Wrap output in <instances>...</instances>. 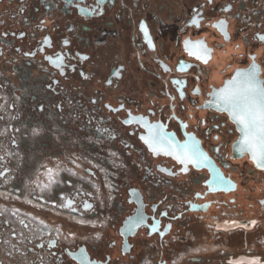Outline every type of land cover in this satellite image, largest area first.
<instances>
[{"label": "flooded vegetation", "instance_id": "1", "mask_svg": "<svg viewBox=\"0 0 264 264\" xmlns=\"http://www.w3.org/2000/svg\"><path fill=\"white\" fill-rule=\"evenodd\" d=\"M262 36L264 0H0V264H264V169L206 106L253 63L264 81Z\"/></svg>", "mask_w": 264, "mask_h": 264}, {"label": "snow or ice", "instance_id": "2", "mask_svg": "<svg viewBox=\"0 0 264 264\" xmlns=\"http://www.w3.org/2000/svg\"><path fill=\"white\" fill-rule=\"evenodd\" d=\"M220 26L223 27V23ZM142 30H144L143 26ZM225 39H227L226 34ZM260 40L264 41V36L260 37ZM185 47L190 56H194L205 65L208 63L210 52L203 44L186 41ZM174 83H179V81H174ZM210 95L213 99H210L206 106L215 103L217 110L227 112L229 118L237 126L240 137L236 150L241 155L248 154L257 168L264 169V81L260 79L258 66L253 63L250 68L238 71L222 89ZM183 126L187 127V125ZM159 129H162L161 125H148L150 135L145 142L149 144L154 153L163 152L164 155L173 156L180 164L185 165V171L188 164L197 168L209 167L214 176L207 182L210 191H215V186L218 184L227 183L224 177L214 170L210 158L199 149L198 144L187 141L184 144H176L171 139H166ZM33 134L36 135L37 132L34 130ZM58 174V170L47 169V183L40 185L41 190L50 189L56 183L55 177ZM68 206H71V201L68 202ZM85 207H91V205L86 204ZM81 264H90V262L84 257Z\"/></svg>", "mask_w": 264, "mask_h": 264}, {"label": "water", "instance_id": "3", "mask_svg": "<svg viewBox=\"0 0 264 264\" xmlns=\"http://www.w3.org/2000/svg\"><path fill=\"white\" fill-rule=\"evenodd\" d=\"M237 127V126H236Z\"/></svg>", "mask_w": 264, "mask_h": 264}]
</instances>
